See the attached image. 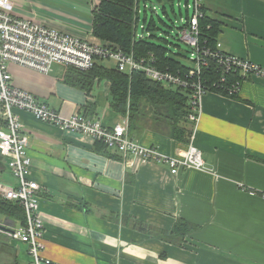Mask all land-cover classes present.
Listing matches in <instances>:
<instances>
[{
  "label": "crops",
  "instance_id": "crops-1",
  "mask_svg": "<svg viewBox=\"0 0 264 264\" xmlns=\"http://www.w3.org/2000/svg\"><path fill=\"white\" fill-rule=\"evenodd\" d=\"M12 2L21 18L97 38L92 24L99 0ZM198 2L218 22L216 42L223 52L264 67V0ZM68 68L52 64L44 73L9 66L14 87L49 108L64 115L81 111L106 126L126 121L129 138L164 155L179 156L191 143L203 168L172 175L164 163H140L115 148L98 150L86 135L14 110L28 137L30 177L40 186L43 264H264V199L258 194L264 192V78H241L232 95L204 94L199 119L192 127L186 118L192 131L181 142L152 121L130 126L112 110L107 80L86 91L64 81ZM4 169L0 158V177ZM178 221L190 226L182 235L172 232ZM12 222L8 227L20 226ZM22 246L28 254L25 243L0 232V264H30Z\"/></svg>",
  "mask_w": 264,
  "mask_h": 264
},
{
  "label": "built area",
  "instance_id": "built-area-1",
  "mask_svg": "<svg viewBox=\"0 0 264 264\" xmlns=\"http://www.w3.org/2000/svg\"><path fill=\"white\" fill-rule=\"evenodd\" d=\"M192 8L190 21L181 31V39L193 47L190 56L193 66L184 67L182 71L159 68L156 57L151 53L135 57L132 52H125L98 37L93 41L21 18L13 12L12 0H0V158L16 180L14 185L0 181V197L17 202L24 210L25 225L11 228L6 235L9 241L27 245L30 264L48 261L43 260L40 254L44 246V225L38 211L40 186L30 177L28 137L14 110L27 111L35 119L58 126L63 131L86 135L93 141L102 142L107 148L117 149L124 157L132 156L140 163H164L172 175L180 169H201L203 161L200 151L191 143L181 155L169 156L160 153L156 147L132 140L127 136L126 121L106 126L99 119L90 118L81 111L71 115L55 111L29 92L14 87L9 66L16 63L46 73L52 64H60L85 72L92 69L97 58L112 60L114 67L128 75L139 71L168 88L187 92L190 110L186 118L194 127L199 119L200 100L204 94L214 88L232 95L237 92L241 78L248 75L264 78V67L223 52L218 41L214 49L201 46L198 19L204 12L198 0H193ZM134 28L136 30V24ZM135 37L144 38L136 33ZM210 61L215 64L216 80H210L205 73ZM234 73L239 78L229 80ZM133 164V160L127 162L130 167ZM258 194L264 199V192Z\"/></svg>",
  "mask_w": 264,
  "mask_h": 264
},
{
  "label": "trees",
  "instance_id": "trees-1",
  "mask_svg": "<svg viewBox=\"0 0 264 264\" xmlns=\"http://www.w3.org/2000/svg\"><path fill=\"white\" fill-rule=\"evenodd\" d=\"M171 1V0H167ZM138 0H99L93 15L92 32L94 36L108 42L113 46H118L125 52H132L135 57L153 54L156 57V65L159 68H169L170 70L184 67L180 61L169 55L167 48L163 44L157 43L148 37L136 38L134 25L139 19ZM202 11L204 8L200 6ZM144 14L143 20H145ZM191 15L186 10L185 25H188ZM153 20L147 25H142L144 29L153 26ZM219 24L214 19L204 13L198 19L199 43L201 46L216 47V36ZM103 61L97 58L92 69L88 71H78L73 68L66 70L64 81L71 85L90 91L96 80H107L110 84V106L112 110L123 117L128 118L130 126L146 121V114L139 111L144 103H148L152 109V123L157 127H163L169 131L170 137L175 140L185 142L191 133L186 114L189 110V100L187 92L168 88L158 82L148 79L143 73L134 71L130 75L119 71L116 67H106ZM205 73L210 80H216L218 74L215 64L210 61ZM238 78L237 74H231L229 80ZM213 91L217 89L211 88ZM96 147L107 148L100 141H96ZM0 214L25 225V216L17 202L7 201L0 197ZM190 229L186 222H176L173 233L183 234L184 230Z\"/></svg>",
  "mask_w": 264,
  "mask_h": 264
},
{
  "label": "rangeland",
  "instance_id": "rangeland-1",
  "mask_svg": "<svg viewBox=\"0 0 264 264\" xmlns=\"http://www.w3.org/2000/svg\"><path fill=\"white\" fill-rule=\"evenodd\" d=\"M137 4L139 7V19L136 23L135 33L143 35V37H148L149 34H152L153 37L151 39L157 41L159 44H163L167 48L169 55L180 61L183 65L193 66V62L190 60L193 47L181 39L186 10L190 15L192 14L193 0H138ZM144 14H146L145 20H143ZM151 18L154 25L150 29L143 30L141 26L147 25ZM104 64L108 66L114 65L112 60H105ZM139 111L146 114L147 121H152V117L155 115L152 114V109L148 103H144ZM1 176L2 182H15L7 169L1 172ZM0 223L14 226L12 219L4 215L0 216ZM25 249L22 246V258L26 260L29 258L31 260Z\"/></svg>",
  "mask_w": 264,
  "mask_h": 264
},
{
  "label": "water",
  "instance_id": "water-1",
  "mask_svg": "<svg viewBox=\"0 0 264 264\" xmlns=\"http://www.w3.org/2000/svg\"><path fill=\"white\" fill-rule=\"evenodd\" d=\"M153 11V10H152ZM11 228L8 225L0 223V232H10Z\"/></svg>",
  "mask_w": 264,
  "mask_h": 264
}]
</instances>
